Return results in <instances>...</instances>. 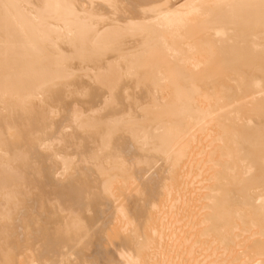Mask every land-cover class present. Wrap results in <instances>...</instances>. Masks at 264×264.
Segmentation results:
<instances>
[{
    "label": "bare ground",
    "instance_id": "1",
    "mask_svg": "<svg viewBox=\"0 0 264 264\" xmlns=\"http://www.w3.org/2000/svg\"><path fill=\"white\" fill-rule=\"evenodd\" d=\"M0 264H264V0H0Z\"/></svg>",
    "mask_w": 264,
    "mask_h": 264
}]
</instances>
